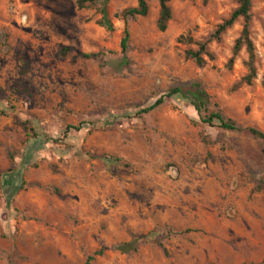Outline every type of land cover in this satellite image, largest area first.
<instances>
[{
  "label": "rangeland",
  "instance_id": "rangeland-1",
  "mask_svg": "<svg viewBox=\"0 0 264 264\" xmlns=\"http://www.w3.org/2000/svg\"><path fill=\"white\" fill-rule=\"evenodd\" d=\"M78 1L0 0V264H264L262 143L203 123L264 133V0H250L252 86L245 49L228 67L243 20L211 40L234 0H172L165 33L156 0L126 22L137 0H110L112 32L104 0ZM186 38L213 61L187 60ZM192 85L201 113L172 97L139 114Z\"/></svg>",
  "mask_w": 264,
  "mask_h": 264
},
{
  "label": "trees",
  "instance_id": "trees-1",
  "mask_svg": "<svg viewBox=\"0 0 264 264\" xmlns=\"http://www.w3.org/2000/svg\"><path fill=\"white\" fill-rule=\"evenodd\" d=\"M110 0H104L105 7L102 8V15H103V25L102 27H106L108 31H113V26L111 25L110 21L107 17L106 12V5ZM159 5V14L157 19V30L160 33H165L168 29V24L172 20V11L170 8V3L172 0H156ZM205 3L211 0H204ZM237 4V9L230 15L229 19L224 21L220 26H218L217 30L215 31L214 35L211 37V40L220 42L221 37L225 34L228 30H230L238 20H243L244 25L241 32L240 37L236 40L232 52V58L229 61L228 67L234 63L236 57L240 54V52L245 49L248 55V60L245 63V67L247 70V75L241 80V84L246 86H252L254 81L257 78V70H256V54H255V47L253 42L250 39V23L252 20L251 10H252V3L250 0H234ZM96 0H79L77 2V7L79 10H82L86 7L87 4L94 5ZM149 14V6L146 0H137V6L133 8H128L122 12L120 15H115V19H121L123 22H126L128 18L136 19V18H146ZM129 32L127 29L124 31V36L121 41V54H122V65L127 64L126 52L128 49V42H129ZM210 41L205 43H195L192 38L184 39L183 44L191 46L194 45L197 47V50H187L185 52V58L187 60L193 61L199 68H203L206 66V59L209 61H213V56L208 52L207 47ZM262 88L264 90V79L262 83ZM172 97H181L183 99L189 100L192 106L198 113H201L209 104V97L206 95L205 92L201 91L198 85H192L190 88H183V89H176L169 92L167 95L161 97L151 106L143 109L139 114L140 115H148L153 111L159 109L161 106L164 105L166 99H170ZM203 123L213 127L216 123L218 128L228 131V132H236V133H247L252 138L259 140L262 143V155L264 159V133L260 132L256 129H242L238 127L233 121L225 120L220 114H211L203 119ZM83 127L81 124L78 127L69 126L66 129V132L63 137H67L70 131L80 132ZM38 141H33L31 143V148L37 147ZM107 162H114L118 163L119 161L113 158H104ZM27 162V158H25V163ZM161 247H163L161 245ZM91 260V259H90Z\"/></svg>",
  "mask_w": 264,
  "mask_h": 264
}]
</instances>
